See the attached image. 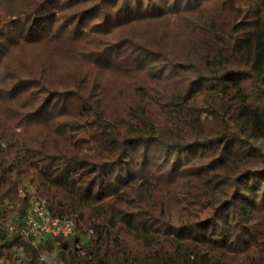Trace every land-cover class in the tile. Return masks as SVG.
Wrapping results in <instances>:
<instances>
[{"label": "trees", "instance_id": "1", "mask_svg": "<svg viewBox=\"0 0 264 264\" xmlns=\"http://www.w3.org/2000/svg\"><path fill=\"white\" fill-rule=\"evenodd\" d=\"M260 140L264 0H0V264H264Z\"/></svg>", "mask_w": 264, "mask_h": 264}, {"label": "built area", "instance_id": "2", "mask_svg": "<svg viewBox=\"0 0 264 264\" xmlns=\"http://www.w3.org/2000/svg\"><path fill=\"white\" fill-rule=\"evenodd\" d=\"M73 232L74 224L70 220L55 217L42 200L32 198L22 234L32 236L33 245L37 246L42 238L47 237L67 239Z\"/></svg>", "mask_w": 264, "mask_h": 264}, {"label": "rangeland", "instance_id": "3", "mask_svg": "<svg viewBox=\"0 0 264 264\" xmlns=\"http://www.w3.org/2000/svg\"><path fill=\"white\" fill-rule=\"evenodd\" d=\"M258 144L261 145L264 148V141L260 140L258 141ZM260 220L257 219V222H259ZM259 229H261V233H259L254 242V247H256V249L258 251H260L263 255H264V221L262 220L260 225L258 226ZM55 257H56V251L47 254V257L45 258L46 261L54 263L55 262Z\"/></svg>", "mask_w": 264, "mask_h": 264}]
</instances>
